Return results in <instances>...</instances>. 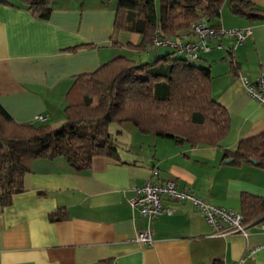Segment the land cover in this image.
<instances>
[{
    "label": "crops",
    "instance_id": "obj_1",
    "mask_svg": "<svg viewBox=\"0 0 264 264\" xmlns=\"http://www.w3.org/2000/svg\"><path fill=\"white\" fill-rule=\"evenodd\" d=\"M248 1L264 9V0ZM49 2V17L39 19L22 0H0V105L18 123L58 129L76 76L116 56L142 63L170 51L149 44L138 51L139 35L114 27L116 0ZM246 26L252 34L244 42L235 46L232 36L218 35L197 59L210 69L211 95L229 114L228 133L216 146L175 143L124 123L116 137L129 132L135 139L118 143L117 157H93L88 169L74 171L61 156L33 159L22 191L7 205L0 201V264H264V214L247 224L246 236H214L189 201L163 196L170 212L153 219L147 245L135 237L148 221L129 205L133 187L147 180L172 179L177 189L239 213L242 194L264 198V169L224 156L264 132V106L241 81L264 73V19L233 14L225 0L219 27ZM58 209L67 217L51 220Z\"/></svg>",
    "mask_w": 264,
    "mask_h": 264
},
{
    "label": "trees",
    "instance_id": "obj_2",
    "mask_svg": "<svg viewBox=\"0 0 264 264\" xmlns=\"http://www.w3.org/2000/svg\"><path fill=\"white\" fill-rule=\"evenodd\" d=\"M225 0H116L115 29L140 37L135 46L146 50L153 34L175 40L192 23L205 20L218 29ZM229 10L249 19H264V9L248 0H226ZM37 18L51 13L49 0H22ZM157 48V47H156ZM152 60L138 63L116 56L92 73L74 78L64 107V123L49 125L16 122L0 105V201L10 203L21 190L22 179L33 159L63 157L74 171L88 169L95 156L117 157L118 142L108 132L112 123H131L139 133L168 138L175 143L216 146L228 133L229 114L211 95V72L193 65L170 49ZM232 164L264 169V132L241 139L225 151ZM245 225L264 214V198L240 197ZM61 209L50 219L61 220Z\"/></svg>",
    "mask_w": 264,
    "mask_h": 264
},
{
    "label": "built area",
    "instance_id": "obj_3",
    "mask_svg": "<svg viewBox=\"0 0 264 264\" xmlns=\"http://www.w3.org/2000/svg\"><path fill=\"white\" fill-rule=\"evenodd\" d=\"M227 34L235 39V46L244 42L251 34L252 27L224 30L222 28H214L207 24L205 20L192 23L188 30L181 37L172 39H163L156 31L149 43L150 48L167 46L178 55L184 57L188 61H195L199 58L201 52L210 50V41L218 35ZM191 38H195L191 40ZM221 48L220 45H217ZM241 81L246 88L247 93L264 106V73H260L256 82L250 83L245 77ZM36 120H42V116H35ZM135 195L129 199V205L133 209H137L140 215L145 217L149 226L138 232L135 240L141 244L152 243V230L150 225L154 218L162 213H169L170 209L163 206L162 197L168 196L175 200H187L195 209L203 216L205 222L210 228L211 234L214 236H227L231 234H241L246 236V227L242 220V215L231 209H225L212 203L198 198L193 192L179 190L176 188L174 180L167 179L161 184L152 183L150 180L140 187H133ZM264 246V243L260 247ZM252 249L251 251H254ZM234 264H241L237 262Z\"/></svg>",
    "mask_w": 264,
    "mask_h": 264
},
{
    "label": "rangeland",
    "instance_id": "obj_4",
    "mask_svg": "<svg viewBox=\"0 0 264 264\" xmlns=\"http://www.w3.org/2000/svg\"><path fill=\"white\" fill-rule=\"evenodd\" d=\"M221 11V10H220ZM193 65H195V66H200V64H199V62L197 61V60H195V61H193V63H192ZM41 125V124H47V123H43V122H39V123H37L36 125ZM125 124H127L128 126H130V128H132L133 130H137L134 126H132L131 125V123H125ZM118 126H119V124L118 123H112V124H110L109 125V127H108V132L110 133V135L112 136V137H115L116 138V140H117V142L119 143V145H122V142H124V141H131V139H133V137H132V135H130V133L129 132H124L123 133V136H122V138H120V137H116V135H118V133H116V132H114L115 131V128L117 129L118 128ZM119 129V128H118ZM123 129V128H122ZM124 131H126V130H124ZM135 139V138H134ZM133 139V140H134Z\"/></svg>",
    "mask_w": 264,
    "mask_h": 264
},
{
    "label": "water",
    "instance_id": "obj_5",
    "mask_svg": "<svg viewBox=\"0 0 264 264\" xmlns=\"http://www.w3.org/2000/svg\"><path fill=\"white\" fill-rule=\"evenodd\" d=\"M226 161L229 162V161H231V159H230V158H227ZM251 162H252L253 164H257V162H256L255 160H252V159H251Z\"/></svg>",
    "mask_w": 264,
    "mask_h": 264
}]
</instances>
